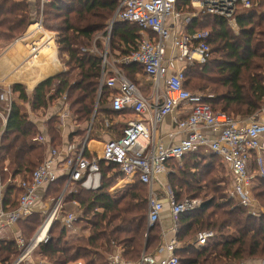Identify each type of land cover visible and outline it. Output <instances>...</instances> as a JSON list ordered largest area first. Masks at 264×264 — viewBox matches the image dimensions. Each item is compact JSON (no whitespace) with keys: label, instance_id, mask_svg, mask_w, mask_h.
I'll return each mask as SVG.
<instances>
[{"label":"trees","instance_id":"16d2710c","mask_svg":"<svg viewBox=\"0 0 264 264\" xmlns=\"http://www.w3.org/2000/svg\"><path fill=\"white\" fill-rule=\"evenodd\" d=\"M250 2L249 9L235 14L237 33L232 32L227 19L209 14L193 18L186 28L188 34L208 32L207 44L214 58L188 67L184 88L203 94L213 112L240 119L254 115L264 105V0ZM75 4L77 10H71L61 0H51L46 6L39 0H0V42L9 44L19 39L41 17L43 28L56 34L58 57L65 67L64 72L43 80L31 93L21 84L11 85L9 89L15 99L8 112L2 109L5 103L0 101V114L3 115L0 116V176L5 181L1 184L17 176L27 180L43 161L44 151L34 141L36 130L29 120L30 114L46 115L47 110L62 103L66 94L65 103L80 128L76 134L81 139L85 133L83 126L92 115L101 67L100 57L88 51L94 35L103 31L112 19L118 1L75 0ZM180 5L186 7L185 0H178V8ZM184 7L181 12L190 11ZM69 12L74 16H69ZM92 18L98 23H89ZM139 41L136 26L114 22L109 47L111 53L118 54V59L135 50ZM96 44L102 51L103 41L98 40ZM118 69L135 84H138L136 77L143 76L138 65H118ZM74 72L76 75H72ZM2 92L0 88V96ZM109 95L110 90L104 88L99 99L100 111L114 116L117 113L103 108ZM58 118L54 114L47 121L49 138L56 146L59 145ZM218 162L214 154L196 151L184 156L181 163L172 161L167 165L173 169L167 178L176 202L197 198L192 192L185 194L188 191L210 196L201 197L198 209L179 218L175 254L181 264H225L230 260H226L229 258L224 257L226 254L245 246V256L238 261L258 264L264 260V215H250L230 199V178L226 179ZM100 165V189L92 193L78 190L75 195L66 196L60 216L49 230L50 239L39 244L37 253L48 264L76 261L109 264L105 256L114 246L121 248L124 261L137 262L143 252L153 255L160 247L162 232L158 223L150 228L146 226V186L136 179L133 185L113 195L110 190L123 175L113 165ZM61 181L50 184L46 191L54 200L61 192ZM12 190L11 184H7L4 201L9 199ZM21 194L20 190L18 199ZM254 198L264 206V181H259V187L254 189ZM74 202L77 207L73 206ZM73 209L81 211L74 226L88 232L87 236L72 237L61 226L62 218ZM40 222L38 215H32L24 224L35 230ZM201 231H211L215 236L204 248L194 250L188 243ZM0 251L1 264H11L17 255L12 244L0 243Z\"/></svg>","mask_w":264,"mask_h":264},{"label":"built area","instance_id":"2783aa9c","mask_svg":"<svg viewBox=\"0 0 264 264\" xmlns=\"http://www.w3.org/2000/svg\"><path fill=\"white\" fill-rule=\"evenodd\" d=\"M40 1L41 5L47 3V0ZM117 1L107 36L103 39L102 53L99 54L95 47L92 51L101 59L96 103L103 89L107 88L110 90L108 108L113 113L126 112L133 117L123 122L119 135L109 138L100 150L89 151L87 141L98 116L95 106L83 143L66 152L51 148L48 158L32 172L30 178L19 184L22 194L14 210L6 211L0 198V232H5L19 219L31 215L40 188L62 180L61 192L45 213L37 232L29 242H18L22 249L15 264L27 259L40 243L47 242L49 229L59 218L66 196L75 195L78 190L92 193L100 189L101 163L115 166L123 179H138L146 186L147 228L160 222L164 203L169 206L174 233H177L181 215L200 207L198 200L185 198L176 202L172 191L166 189L162 197L155 188L158 177L171 172L167 166L169 162L181 163L184 156L196 151L214 154L227 167L231 200L244 207L250 215L264 214L254 209L252 195L254 184L264 181V106L248 118H234L213 112L205 103V96L184 88L187 68L204 64L211 51L207 44L208 32L187 33L188 23L196 17H183L177 10L178 0ZM185 3L196 13L219 16L231 24L237 11L251 6L250 0H185ZM183 7L179 6L180 9ZM118 21L136 26L140 41L135 50L114 61L109 39L111 26ZM39 31H42V27L36 24L30 35ZM32 46L35 51L36 45ZM116 63L138 65L148 82L145 90L130 81ZM0 99L7 104L8 112L12 103L11 91L8 89L1 94ZM63 101L64 107L59 113L62 124L71 117L65 103L66 94L62 97ZM168 116H175L174 129L167 133L168 141L164 142L157 127ZM35 141L44 143L46 138L38 135ZM73 206L78 205L74 202ZM80 215V212H69L61 222L64 227L70 228ZM214 236L211 231L198 232L190 245L194 250H200ZM176 249L177 242L173 239L159 248L158 253L165 251L163 257L142 253L134 263L122 262L119 255L108 260L110 264H181L175 254ZM259 264H264V260Z\"/></svg>","mask_w":264,"mask_h":264},{"label":"crops","instance_id":"0c3cea01","mask_svg":"<svg viewBox=\"0 0 264 264\" xmlns=\"http://www.w3.org/2000/svg\"><path fill=\"white\" fill-rule=\"evenodd\" d=\"M32 1V0H29ZM233 31L238 32V27L236 26L235 20L233 21ZM33 28H29L28 33L20 39L12 44H10L7 47H4L0 50V88H10L13 84H21L25 87L26 91L28 93H31L34 88L43 80L58 75L62 72H64L65 67L61 63V61H58V53L56 51V48L54 46L53 38L50 36L48 39L45 37L41 39L38 43H36V47H40L41 49H48V53L44 52L41 53L38 51L36 54H33L30 52L31 46L26 44L27 35H30L32 33ZM236 30V31H235ZM34 36V35H33ZM32 36V37H33ZM31 38V37H29ZM28 38V39H29ZM45 40V41H44ZM50 41V42H49ZM169 46V44H168ZM50 50V51H49ZM171 53V51H169ZM52 54V55H51ZM35 55V56H34ZM52 56V60L51 57ZM36 62V64L34 63ZM47 64H46V63ZM144 82H138L139 88L142 90H145V88L148 85L147 79L143 75ZM10 90V89H9ZM12 95V94H11ZM15 97L12 95V101H14ZM61 103L57 104L55 107H52L54 110L52 115H56L59 117V113L61 111L62 107L60 108ZM21 105V104H20ZM25 108H29V106H25ZM110 110V109H108ZM27 111V110H26ZM48 112V111H47ZM29 113V112H28ZM50 115V117L52 116ZM133 117L130 113H117L114 116L106 115L105 113L98 114L96 119L93 123V128L90 133L91 137L93 134H95L96 140H91L88 138L87 145L89 151H98L101 149L102 144L106 142L109 138L113 136H118L121 130V127L123 126V122L130 120ZM174 118L175 116H168L165 117L158 125L157 131L160 135V137H163V141L167 142L168 139H166V135L168 132L174 129ZM49 115H43L42 113H36V114H30L29 120L34 124L36 135L34 137V141L36 136L40 135L46 138V142L39 143L36 142L41 146V148L44 151V157L43 160L48 158L49 156V150L51 148L59 149L62 152H66L69 148H73L78 146L80 143H78L79 136H77L76 132L80 129L73 121L72 114L71 117L66 119L64 123L60 121L58 125H56V131L59 134V145H53V142L49 138V132L47 128V121L49 120ZM105 123H108L106 125ZM72 135V136H70ZM70 139V141H69ZM43 162V161H42ZM41 162V163H42ZM227 168V167H226ZM228 170V169H227ZM229 173V172H228ZM27 179V178H26ZM25 180V178H22L20 176H17L14 179L8 180L5 184L0 183V198L3 202V207L6 211L14 210L17 207L18 204V196L20 194V188L19 184L21 181ZM165 176L161 175L158 177L157 183L155 184V187L160 185L162 187V184H164ZM135 181L125 180L123 178L119 179L116 185L122 187L133 185ZM7 184H11V187H13V190L10 192V197L7 201H4V196L6 192ZM5 185V186H4ZM49 185H45L44 187L40 188L37 191V203L33 209V212L31 215H29L27 218H29L32 215H38L41 222L43 221V217L51 204L55 201L46 191L48 189ZM113 187V188H114ZM112 188V189H113ZM113 194V193H112ZM78 205V204H77ZM75 207V206H74ZM70 212H80L79 210H72ZM81 216V215H80ZM19 219L18 222H16L14 225H11L10 228L5 232H0V243L4 244H12L15 246L17 250V255L12 261L11 264H15L20 253H21V247L19 245V241H23L24 243L29 242L34 234L37 232L38 228L41 225V222L39 226L33 230L31 226L26 225L25 222L26 219ZM23 223V224H22ZM160 230L162 232V242L159 248L164 247L166 244H168L171 240L176 239V233L172 231V223L169 213V206L167 203H164V210L161 214L160 222L158 223ZM61 226L64 227V225L61 222ZM51 228V227H50ZM68 234L72 237L80 236L79 233L76 232L75 226L73 224L72 227L66 228ZM50 230V229H49ZM50 239L49 232H48V240ZM47 240V242H48ZM177 242V241H176ZM46 243V242H45ZM42 244V243H40ZM39 246V245H38ZM38 246L31 252L30 256L17 263V264H38L39 262L43 264H48L46 260L39 256L37 253ZM155 251L154 254H158L159 257L165 256V251L162 253H158V250ZM246 248V247H245ZM2 253V251H0ZM235 252V251H234ZM121 248L114 246L112 252L105 256V259L110 264V261L108 260L109 257H114L115 255H119L120 259L124 263H134V262H128L124 261L121 257ZM145 253V252H143ZM227 260V259H226ZM231 260V259H230ZM230 260H228L227 263H230ZM1 264V262H0ZM69 264H83L82 261H76Z\"/></svg>","mask_w":264,"mask_h":264},{"label":"rangeland","instance_id":"374dc122","mask_svg":"<svg viewBox=\"0 0 264 264\" xmlns=\"http://www.w3.org/2000/svg\"><path fill=\"white\" fill-rule=\"evenodd\" d=\"M32 1H34V0H32ZM63 3H67L68 5H69V7L71 8V10L72 9H74V10H77V6H76V4H75V0H61ZM39 2L41 3V1L39 0ZM51 4V0H47V3H43V5L44 6H46V5H50ZM41 10H42V7H41ZM179 12H181V10L182 9H177ZM182 13V16L183 17H185L186 15L188 16V15H191V16H195L196 18H198V17H201V15L203 14V13H196V11H194V10H192L191 8H190V11L189 12H186L185 10L183 11V12H181ZM61 15V14H60ZM74 16V14H70V12H69V16ZM110 20H111V18H110ZM110 20L107 22V26H106V28L103 30V31H101V32H97L95 35H94V38H93V41H92V46H91V48L89 49V53L90 54H92V55H95V56H97V57H99V55L97 54V53H93L92 51H93V47H95V49L97 50V52L100 54V53H102V51L101 50H99L98 49V47H97V44H96V42L98 41V40H101V41H103V39L104 38H106V36H107V32H108V27H109V25H110ZM89 23H93V24H96V23H98V21H97V19L96 18H92L91 20H90V22ZM36 24H40L41 25V27H42V31H39L40 33H43L44 34V37L46 36V35H50L52 38H53V42H54V46H55V48H56V43H55V40H56V34L54 33V32H50V31H47L46 29H44L43 28V26H42V18L40 17L39 18V20H38V22L37 23H35V24H32V25H30L29 27H28V29H27V31H26V33H28V30H29V28H33L34 29V27H35V25ZM82 25H84V22H82L81 23ZM189 24V23H188ZM88 25H91V24H88ZM228 25H229V27H230V29L232 30V32L233 33H237V32H234L233 31V29H234V27H233V25L231 24V23H229L228 22ZM78 26V25H77ZM188 26V25H187ZM111 29H112V26H111ZM230 30V31H231ZM236 31V30H235ZM256 31H258V29L256 30ZM39 32H36L35 34H34V36L37 34V33H39ZM207 32V31H206ZM26 33H24V35L22 36V37H20L19 39H17V40H20V39H22L25 35H26ZM110 35H111V32H110ZM49 36V37H50ZM29 37H32V35H27V39L29 38ZM17 40H15V41H17ZM14 41V42H15ZM13 42H11V43H4V42H0V50L2 49V48H4V47H7V46H9L10 44H12ZM109 44H110V39H109ZM28 45V44H27ZM36 45V44H35ZM30 46V45H29ZM103 48H104V46H103ZM211 48H212V46H211ZM56 51H57V48H56ZM111 52V51H110ZM34 54V53H33ZM32 54V55H33ZM112 54V57L114 58V61H117L118 60V58H117V55L118 54H116V53H111ZM210 57H211V59H212V57L214 58V56H213V54L211 53V55H210ZM58 58V61L60 60V58L59 57H57ZM61 61V60H60ZM35 64H36V62H34ZM118 65L119 64H117L116 63V66L118 67ZM195 65V64H194ZM72 75H76V72H74V73H72ZM144 77L141 75V74H139L137 77H136V79H137V81L138 82H144V79H143ZM9 88H3V92H2V94L3 93H5V92H7V90H8ZM198 93V92H197ZM203 95V94H202ZM212 96V95H211ZM210 96V97H211ZM97 97V96H96ZM209 97V96H208ZM100 99V98H99ZM0 101L1 102H3L1 99H0ZM99 100H98V103H96V99H95V102H94V105H93V109L95 108V106L97 107V111H98V114H102L103 112H101L100 111V106H99ZM62 105H63V107H64V101L60 104V108L62 107ZM264 106V105H263ZM262 106V107H263ZM261 107V108H262ZM4 108V110L6 111V109H7V104H5V106L4 107H2V109ZM67 108H68V105H67ZM103 108H105V109H108V103L103 107ZM69 109V108H68ZM3 111V110H2ZM48 112H46V114L47 115H49V118L51 119V117H50V115H52V113H53V109L52 108H50L49 110H47ZM93 112V111H92ZM97 114V115H98ZM0 116H1V118H2V114H0ZM240 119V118H239ZM3 120V122H4V119H2ZM90 121V120H89ZM89 123V122H88ZM88 123H86L85 124V126H83V132L85 131V133H84V135H83V137L80 139L79 138V140H78V143H83V141H84V139H85V135H86V132H87V125H88ZM91 140H96V138H95V134H93L91 137H89ZM80 143V144H81ZM219 167L220 168H222V170L225 172V177H226V179L228 180V178H230V176H229V173H228V170H227V168L224 166V164H222L221 163V161L219 160ZM173 172V169H171V172L170 173H172ZM169 175V174H168ZM168 175H164L165 176V180H164V184H162V187L160 186V185H158V186H156L155 188L157 189V193L159 194V195H161L162 197H163V195H164V191L166 190V189H169L170 191H172V187L170 186V184H169V182H168ZM2 176V175H1ZM0 176V183H4L5 181H3V179H2V177ZM229 185H230V180H229ZM5 186V185H4ZM121 186H119V185H116V187H114L113 189L111 188V190H110V193L112 194L113 193V195H116L118 192H121L125 187H122V188H120ZM126 187H128V186H126ZM229 187V186H228ZM257 187H259V182H256L255 184H254V187H253V190H252V195H253V200H254V205H255V210L258 212V213H262V212H264V206H263V204L258 200H256L255 198H254V189L255 188H257ZM189 192H192L193 194V196L194 197H197L198 198V201L201 203V201L199 200L201 197H210V196H208V195H206V194H204V192H200V193H196V192H193V191H188V192H186L185 194H188ZM173 193V192H172ZM228 193H229V188H228ZM184 194V195H185ZM187 197H190V195L189 196H187ZM197 198L195 199V200H197ZM147 211V210H146ZM247 211V210H246ZM262 215H264V214H262ZM75 229H76V232L77 233H79L80 235H83V236H87L88 235V232H85V231H79V229L78 228H76L75 227ZM194 241V240H193ZM192 242V241H191ZM191 242H189L188 243V245L189 246H191L190 245V243ZM245 246L244 247H241V248H238V249H235V250H233L230 254H224L225 256V258H226V256L227 257H229V258H226V259H231L230 260V263H228V264H249V263H247L245 260L244 261H242V262H239L238 261V259H243V257L245 256ZM235 251V252H234ZM262 260H260V262H261ZM129 262V261H128ZM259 264V263H258Z\"/></svg>","mask_w":264,"mask_h":264},{"label":"water","instance_id":"95a60500","mask_svg":"<svg viewBox=\"0 0 264 264\" xmlns=\"http://www.w3.org/2000/svg\"><path fill=\"white\" fill-rule=\"evenodd\" d=\"M43 38H44V34L39 32L35 36L27 39L26 44H28V45L36 44Z\"/></svg>","mask_w":264,"mask_h":264},{"label":"bare ground","instance_id":"6f19581e","mask_svg":"<svg viewBox=\"0 0 264 264\" xmlns=\"http://www.w3.org/2000/svg\"><path fill=\"white\" fill-rule=\"evenodd\" d=\"M45 38L48 39L49 36L46 35ZM44 41H45V40H44ZM49 42H50V41H49ZM30 46H32V45H30ZM32 48H33V46L30 48V52H31L32 54H33V53L36 54V53H37L38 51H40V49H41L40 47H39L40 49L37 47V48H35V51H33ZM41 50H42L41 53H44V52L48 53V49H46V48H45V49L43 48V49H41ZM49 51H50V50H49ZM51 55H52V54H51ZM34 56H35V55H34ZM50 58H51V60H52V56H51ZM45 63H46V62H45ZM46 64H47V63H46ZM44 232H45V230L43 231V233H44Z\"/></svg>","mask_w":264,"mask_h":264}]
</instances>
